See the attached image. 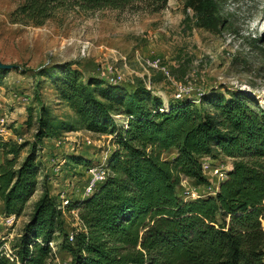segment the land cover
I'll return each mask as SVG.
<instances>
[{
	"label": "trees",
	"instance_id": "1",
	"mask_svg": "<svg viewBox=\"0 0 264 264\" xmlns=\"http://www.w3.org/2000/svg\"><path fill=\"white\" fill-rule=\"evenodd\" d=\"M168 1L26 0L11 17L14 23L42 26L60 9L121 11L141 2L158 12ZM184 6L192 11L197 28L219 33L222 20L214 0H185ZM8 72L0 69V85ZM33 74L49 81L74 118L55 116L36 91L34 101L40 105L33 142L0 136L3 214L22 215L39 182L43 142L64 133L85 130L111 136L109 175L64 210L44 188L10 242V253L0 245V264H52L50 244L58 240L70 264H264V113L249 98L211 91L197 104L182 99L164 106L141 84L129 90L108 78H84L69 62ZM27 119L31 124V109ZM204 157L229 159L231 168L215 195L183 200L178 195L183 180L207 184ZM68 161L87 165L76 155ZM72 210L78 227L70 240L64 212Z\"/></svg>",
	"mask_w": 264,
	"mask_h": 264
},
{
	"label": "rangeland",
	"instance_id": "2",
	"mask_svg": "<svg viewBox=\"0 0 264 264\" xmlns=\"http://www.w3.org/2000/svg\"><path fill=\"white\" fill-rule=\"evenodd\" d=\"M25 1L0 0V64L9 67L0 85V136L4 140L33 142L40 105L34 101L36 91L55 116L66 121L74 118L49 81L33 74L64 62L72 63L84 78H108L127 89L141 84L164 106L182 99L197 104L201 95L214 91L240 93L264 113V0H214L222 20L218 34L195 26L185 0H169L158 12L141 2L121 11L60 9L42 26L13 22L12 13ZM116 119L123 123L122 117ZM110 139L77 130L43 142L38 153L39 182L22 215L7 217L0 204V245L8 254L10 242L18 237L44 188L61 205L86 197L90 171L101 174L106 168L113 149ZM71 155L82 157L87 165H71ZM201 163L207 184L183 180L178 189L183 200L215 195L231 168L226 158L204 157ZM72 211L64 212L69 234L78 227L76 211ZM59 242L52 244V264H70V256L59 251Z\"/></svg>",
	"mask_w": 264,
	"mask_h": 264
},
{
	"label": "built area",
	"instance_id": "3",
	"mask_svg": "<svg viewBox=\"0 0 264 264\" xmlns=\"http://www.w3.org/2000/svg\"><path fill=\"white\" fill-rule=\"evenodd\" d=\"M157 63H158V61L154 62L155 65H157ZM118 117L119 116H115V119ZM90 174H92V176L90 177L89 182L87 183V185L84 189V195H86V196L90 195L101 183H103L107 179V177L109 175V171L106 167L101 174H99L98 171H96V170L90 171ZM67 203H68V201L63 202V204L61 205L62 210H64V207H66ZM71 212L74 213V211H71ZM71 236H72V233L70 235V240L72 239ZM52 244L53 243H51L50 246H51L52 251H53L54 249H53Z\"/></svg>",
	"mask_w": 264,
	"mask_h": 264
},
{
	"label": "water",
	"instance_id": "4",
	"mask_svg": "<svg viewBox=\"0 0 264 264\" xmlns=\"http://www.w3.org/2000/svg\"><path fill=\"white\" fill-rule=\"evenodd\" d=\"M8 68L9 67L0 64V69H7L8 70Z\"/></svg>",
	"mask_w": 264,
	"mask_h": 264
}]
</instances>
